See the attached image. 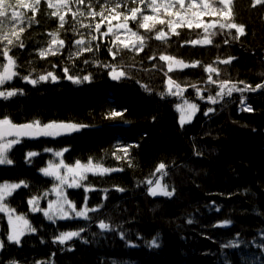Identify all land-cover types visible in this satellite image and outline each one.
Wrapping results in <instances>:
<instances>
[{"label": "trees", "instance_id": "trees-1", "mask_svg": "<svg viewBox=\"0 0 264 264\" xmlns=\"http://www.w3.org/2000/svg\"><path fill=\"white\" fill-rule=\"evenodd\" d=\"M189 2L185 0L183 9L177 4L157 12L156 18L165 23L150 21L145 29L140 26L145 16L141 7L151 0H84L82 4L67 0L66 5L53 3L55 7H48V0L38 5L25 0L27 9L16 0H6V5L26 16L14 29L10 23L0 26V52L8 50L18 73L0 86V91L17 93L0 97V118L14 124L63 122L83 127L53 137H24L9 152L13 164L0 165V183L27 184L14 190L6 204L35 229L24 233L19 245L9 242V218L0 212L4 243L0 264H264V88L234 91L216 103L208 100L217 96L222 81L239 88L264 84V5L232 0L229 18L186 15L193 24L189 28L187 23H175L177 12H189ZM208 3L209 9L201 7L200 12L221 7L218 0ZM132 8L140 9L135 20ZM6 11L10 14L12 7ZM54 12L64 16L63 27ZM126 16L127 28L114 25L125 23ZM197 20L202 21L199 28ZM213 21L215 26L205 32ZM221 23L242 25L244 34L221 29ZM96 24H100L98 32ZM109 26L111 32H107ZM161 30L166 36L157 39ZM133 32L137 35L130 37ZM53 34L55 45H51ZM81 39L84 43L76 45ZM206 39L211 43H190ZM50 45L55 54L41 57L40 52ZM85 47L91 51H83ZM162 55L189 66L169 71L170 62L160 60ZM229 57L234 58L230 63L221 62ZM5 64L7 58L0 55V72ZM103 65H114L125 75L113 80ZM209 66L218 75L207 72ZM64 68L69 70L67 75H90V79L73 83L66 79ZM49 72L57 77L55 81L49 77L32 84L23 79L37 80ZM209 76L216 83L209 82ZM169 77L172 86L183 90L180 95L170 94ZM244 98L252 110L238 112ZM183 99L196 104L198 111L181 127L178 104ZM209 108L214 111L205 115ZM121 110H126L123 115L110 116ZM125 147L128 156L116 159L123 157ZM57 151L67 164L91 161L118 169L89 173L81 186L66 191L77 209L83 205L96 209L88 212L87 219L49 220L28 203L38 197L41 209L46 207L51 195L45 194L55 181L41 170ZM29 152L37 155L28 158ZM160 163L165 164L161 180L173 192L170 197L149 192L147 181L161 177L155 171ZM101 221L110 229H100ZM70 231H79L80 236L63 244L56 240ZM153 240L158 246L152 245Z\"/></svg>", "mask_w": 264, "mask_h": 264}, {"label": "snow or ice", "instance_id": "snow-or-ice-1", "mask_svg": "<svg viewBox=\"0 0 264 264\" xmlns=\"http://www.w3.org/2000/svg\"><path fill=\"white\" fill-rule=\"evenodd\" d=\"M16 2L21 5L24 8H29V4L25 3V0H16ZM62 2L66 5L67 4V0H62ZM79 3H83L84 0H78ZM133 2H137V0H133ZM140 3H143L144 0H139ZM232 0H218L219 5L221 6L219 9L213 7L211 8L210 11H202L199 13H193V16L199 17L203 14H209V15H216V14H220L222 17L224 18H229L230 14H231V8L228 7L231 4ZM40 3V0H34V4L38 5ZM197 3V0H190L189 2V7H195ZM156 4V0H151V4L149 5V7H152L153 5ZM179 5V7L181 9L184 8L185 5V0H174V2H170L168 7H175L176 5ZM264 5V0H254V5ZM162 7L164 5H161ZM201 6L203 10H208L209 9V3L208 0H201ZM6 7H12V11L9 14L6 11ZM48 7H55V5H53V3L51 2V0H48ZM35 7H31V11H33V13H35ZM159 7H153V11L155 12H159ZM165 10L167 11V7L165 8ZM140 11L139 8H132L130 9V13H131V18L133 20L137 19V13ZM81 15H83V13H80ZM91 15L95 16L97 13L95 12H91ZM53 15H59V12H54ZM75 13L73 14V18H75ZM100 15H103V13L101 12ZM176 15H180L179 12L176 13ZM26 16V13H22L20 11H17L15 9L14 6L11 5H6V0H0V26H2L4 23H10L13 27V29L15 28V25L17 24H23L24 23V18ZM7 18V19H4ZM114 18H118V17H114ZM127 19L128 17H125V23L120 24L118 27L119 28H127ZM153 17L152 16H148L145 15L143 16V23L140 25L141 27L148 29L149 25L147 23V21L152 20ZM59 21H60V26L63 27V23H64V16L63 15H59ZM182 21H178L177 24L181 23ZM159 23L164 24L165 21L163 19L159 20ZM169 26L171 27L172 22L169 21ZM215 21H213L212 23L208 24L204 30L205 32L208 31V29L210 27H214L215 26ZM193 26L191 21L187 22V27L191 28ZM202 26V21L197 20L195 23V27L199 28ZM220 28H230V29H237V32L239 35H243L244 34V27L242 25H237L235 23H221L220 24ZM95 30L98 32L100 30V24H96L95 25ZM24 28L20 27L19 28V32H23ZM112 28L111 26H109V28L107 29V32H111ZM172 31L174 32L175 29L172 28ZM107 32L105 33H101V35H107ZM13 35L16 36V39L19 40V35L13 31ZM137 34L135 32L132 33V36H136ZM166 36V33L164 31H160L157 34V39H164ZM53 39L51 41V45H55L57 43V40L55 39V34H53ZM4 39H7L8 44H12V40L8 39L7 36L4 37ZM96 37L92 36V40H95ZM117 40H119V36L116 37ZM138 39L140 41L143 40V37H138ZM228 41L226 40L225 43H227ZM84 41L83 39L81 40H77L75 41L76 45H81L83 44ZM190 43L192 44H196V43H211L210 40H204V41H190ZM63 40L59 41V46L63 47ZM51 45L49 46V48L42 50L40 52V56H46L49 53L55 54V52L53 51V49L51 48ZM125 47H128L129 45L127 43L124 44ZM133 47H135V44L132 45ZM20 47L23 48V43L20 44ZM83 51H91L90 47H85L82 49ZM142 50V48H141ZM109 52L111 53V55L113 56V59H115V55L116 53H113L111 51V47H109ZM0 55L4 56L7 58V64L3 65V71L0 72V86H2L6 81H10L12 80V78L16 75H18L17 72H15L13 69L15 68V61L13 60V58L11 56L8 55V50L5 48L3 52H0ZM153 59H155V57H153ZM160 60L162 61H173L174 58L173 57H169V56H160L159 57ZM234 59L233 57H229L228 60H224L221 61L222 63H230L231 60ZM85 63H88L87 60L84 61ZM178 65H180L181 67H188L189 65H185L183 64V62L177 61L176 62ZM194 66V65H193ZM103 67H106L109 69V74L111 75V78L113 80H119L121 77H123L125 75V73L123 71H117V68L114 65H103ZM172 63L168 64V70L171 71L172 70ZM68 68H64L63 72L65 74L66 79H68L69 81H72L73 83L76 84H80L83 81H88L90 79V75L88 76H83L81 77H76V76H71V75H67L68 73ZM207 72L209 73H216L218 75L217 69L213 68L211 66H209L206 69ZM49 77L55 81L57 79V77L49 72L47 73V75H40L38 76L37 80H31L29 77H24L23 79L32 83V84H36L38 81H45L48 80ZM209 82L211 83H216V81H212L211 76H209ZM228 81H222L219 84L218 87V91H217V96L216 97H212L209 96L208 100L211 101L212 103H216L218 99H222L223 96L227 95V96H231L232 93L235 92H245V91H252L255 92L257 89H262L264 88V84H257L255 88H253L251 85H245V87L243 88H239L237 87L235 84H233L231 87H228ZM243 83V82H241ZM168 85H169V92L172 95H180L181 92L183 90L179 89V86L176 85V88L178 89V91L176 92H172L171 88L172 85H174V81L171 80V78L169 77L168 79ZM195 87V86H193ZM197 93L199 94L200 90L196 89ZM16 90H11V91H0V97H3L4 99H7L9 97H12L14 95H16ZM201 99H203V96H201ZM185 103H187V101H185ZM241 103L243 104V99L241 101ZM192 111L188 114V119L187 121L185 120L184 115H181L180 118V124L181 126L185 123V122H190L191 121V116L195 113L197 109V105L195 104H191L188 106ZM245 110L251 111V106H245ZM126 110H121V111H113L110 113L111 117H117V116H121L123 115V112ZM214 111V109L209 108L204 114L208 115L209 112ZM35 125V127H34ZM81 127H83L82 125H76V124H46L44 125L42 128L39 127V121H35L34 124H23V125H16L13 124L12 121L10 119H8L7 117L0 119V140H3L4 137L6 136H15L17 137V139L14 140H10L7 143H0V165H12L13 161L11 159L8 158V149L15 143L19 142V137L22 135L25 136H32V135H43V136H58L64 133H70L72 131H78ZM46 151H51L50 149L46 150ZM64 151H67V149H64ZM123 151V157L121 156H117L116 159H121V158H126L128 156V149L127 147L122 149ZM37 155V153L35 152H29L26 154V156L28 158H31L33 156ZM55 156L57 157H61L63 155L62 152L57 151L54 153ZM63 166L65 168H67L68 173H75V174H80L81 172H87V171H96V169L99 166H92L91 161H89V163L87 165H81L79 161L76 162L74 167L71 166H67L63 164V160L60 161L59 165H52V163H49V166L45 169H42L41 171L44 173V175L46 176H54L58 181H60V184H66L67 180L65 177H62L59 173V169L60 167ZM165 169V164L164 163H160L158 168L155 170L156 172L161 173V177L163 178L164 175H166V173H163L162 170ZM118 169H100L101 172H110V171H117ZM83 178V177H81ZM147 183L149 185L152 184V180H148ZM27 187V184H25L23 181H21L20 183H3L0 184V212H5L7 209V205L3 204V201L5 199V195H11L12 192L18 188H20L21 186ZM71 186V185H69ZM120 191H123V189H119ZM53 191L57 192L58 197L62 196L63 193L61 191H59V187L57 186V188H54ZM150 195L152 196H157V195H163V196H172L173 192H170L167 190V185L161 186L159 179H157V182L155 184L154 187H151L149 189ZM47 195V193L45 194ZM29 204H35L36 206L32 208V211H43L44 215L47 217V219L49 220H53L54 221V215H58L59 218L61 219H67L69 218V214L68 212H66L64 210V205L68 204L69 205V212L73 213L76 217H83L85 219L88 218L87 213L88 211H95L96 209H88L85 205L84 208H82L80 211H76L75 206L71 204L70 201L67 200L66 197L63 198V200L61 202L58 203V207L55 210V214H49V211L44 210V209H40L39 208V198L38 197H33L32 199H30L28 201ZM53 203L49 201L48 202V209H52L53 208ZM10 212H14V209L12 210H8ZM17 220H23V223L25 226L28 225V222L26 220H24L23 217H16ZM9 223L12 226L11 229V233L7 236V239L9 242H13L17 245L20 244V237L24 234V229H18L16 224L13 223V218L11 215H9ZM189 223H191V221H189ZM225 225L229 223V221H225L224 222ZM99 228L100 229H104V230H109L110 229V225L107 223H104L103 221H101L99 223ZM28 230L34 232L35 229L31 228L30 226H28ZM83 229H81L82 231ZM80 236V232L79 231H70V232H63L60 233L59 236L56 237V240L63 244L65 243V241L71 239L72 237H79ZM152 245L154 246H158L156 245V240H153ZM4 247V243L3 241H0V249H3ZM14 264V262H13Z\"/></svg>", "mask_w": 264, "mask_h": 264}, {"label": "rangeland", "instance_id": "rangeland-1", "mask_svg": "<svg viewBox=\"0 0 264 264\" xmlns=\"http://www.w3.org/2000/svg\"><path fill=\"white\" fill-rule=\"evenodd\" d=\"M60 1H62V0H52V3L60 2ZM156 4H157V3H156ZM169 10H171V9H169ZM122 21H124V20H122ZM118 24H119V22L114 23V25H116L117 27H118ZM123 37H124V36H123ZM130 37H132V34H130ZM126 43H129V42H128V39L126 40ZM175 61H176V60H173V61H167V62L172 63V65H173L174 68L181 67V66L178 65ZM13 70L15 71V68H14ZM179 89H180V88H179ZM171 91H172V92H175V91H178V89H177L176 87L172 86ZM185 101H187V100H182V101H180L179 104H178L179 122H180V118H181V115H182V114L184 115L185 120L187 121V119H188V114L192 111L188 106L191 105V104H194V103L189 102V101H187V103H185ZM195 105H196V104H195ZM197 109H198V107H197ZM197 111H198V110H196L195 113L191 116V121L193 120V118H194V116L196 115ZM0 119H3V118H0ZM186 123H188V122H185L184 124H186ZM13 124H14V123H13ZM25 124H34V122H29V123H25ZM46 124H72V123L49 122V123H45V124H43V123L39 122V127L42 128V127H43L44 125H46ZM184 124H183V125H184ZM16 125H23V124H16ZM183 125H182V126H183ZM34 127H35V125H34ZM64 134H65V133H64ZM40 136H43V135H32V136H25V135H22V136L19 137V141H20L22 138H24V137H40ZM51 137H53V136H51ZM14 139H17V137H15V136H6V137H4L3 140H0V143H7L8 141H10V140H14ZM16 144H17V143L13 144V145L8 149V158H9V152H11L12 148H13L14 145H16ZM61 160H63V155H62L61 157H57V156L53 155L52 158H51V160H50V162L52 163V165L55 166V165H59ZM50 162H49V163H50ZM49 163H47L46 166H45L43 169L47 168V167L49 166ZM88 163H89V162H87V163H80V164H81V165H87ZM63 164H64V165H67V166L74 167L76 163H74V164H67V163H65L64 160H63ZM91 164H92V166H94V167H96V166H99V167L96 169V171L81 172L80 174L68 173L67 168L61 166L60 169H59V173H60V175H61L62 177H65V178H66L67 183L61 185V184H60V181H58L54 176H51V177H53V178H54V181H55V184L53 185L54 187L52 186L53 189H54V188H57V186H58V187H59V191H61V192L63 193V195L60 196V197H58L57 192H56V191H53V189H52L51 191L47 192L48 195H51V198L48 200V202L51 201V202H54V203H53V208H52V209H48V202H47V205H46V207L44 208V210H47V211H49V214H53V215H54V214H55V210H56V208L58 207V203L61 202V201L63 200L64 197H66L67 200L70 201L71 204L75 206L76 203L68 198V195L66 194V191H68V189H70V188H78L79 186H81V183L84 181V179H85V177H86L87 174H89V173H93V174H105L106 172H101L100 169H108L107 167L102 166V165H99V164H96V163H94V162H91ZM81 177H83V178H81ZM157 179H159V182H160L161 186H164V184L162 183L161 178L159 177V178H157ZM157 179L152 181V184H151L150 188L155 186V184H156V182H157ZM3 183H9V184H12V183H16V182H2V183H0V184H3ZM69 185H71V186H69ZM9 196H10V195H5V199H4V201H3V204L7 205V204H6V199H7ZM42 200H43V199H42ZM34 206H35V204L33 205V207H34ZM39 206H40V199H39ZM84 206H85V205H83V206H82L81 208H79V209H77L76 206H75V209H76V211H80L82 208H84ZM86 207H87V206H86ZM39 208L41 209V206H40ZM87 208L90 209L89 207H87ZM7 209H8V210H12L8 205H7ZM8 210H6L5 213L7 214L8 218H9V215L12 216V218H13V223L16 224L17 228H18V229H21V228L24 229V233H26V232H30V231L28 230L29 223H28L27 226H25L24 223H23V220H17V219H16V217H23L24 220H26L25 217H24L22 214H19V213H17V212H10V211H8ZM64 210H65L66 212H68V214H69V218H67V219H70V218H80V217H76L73 213L69 212V205H68V204H65V205H64ZM88 212H89V211H88ZM43 213H44V212H43ZM87 215H88V213H87ZM54 220H62V219L59 218L58 215H54ZM26 221H27V220H26ZM9 225H10V223H9ZM11 229H12V226L10 225V232H11Z\"/></svg>", "mask_w": 264, "mask_h": 264}, {"label": "bare ground", "instance_id": "bare-ground-1", "mask_svg": "<svg viewBox=\"0 0 264 264\" xmlns=\"http://www.w3.org/2000/svg\"><path fill=\"white\" fill-rule=\"evenodd\" d=\"M170 2H174V0H160L157 4H155V5H153L152 7H149V5L150 4H147V5H143L141 8H142V10L144 11V13H145V15H148V16H152L153 17V19L152 20H149V21H147V23H149L150 21H157V20H159V18H156V17H158L157 15H156V13L157 12H155V11H153V7H159V11H161V10H165V8L167 7V10H169L170 8H172V7H168V5H169V3ZM161 5H164L163 7L161 6ZM202 6H201V0H197V3H196V6L195 7H192V8H188L189 9V12H187V14H180L177 18H175V23H177L178 21H182L181 23H179V24H182V23H187L188 21L186 20V15H193V13H198V12H200V10H199V8H201ZM187 21V22H186ZM158 24H159V22H158ZM124 39H126V38H124ZM184 100V99H183ZM182 101V100H181ZM242 101V100H241ZM241 101H240V103L238 104V106H237V110H238V112H241V111H243V110H245V106H250L248 103H247V101H246V99L244 98L243 99V104L241 103ZM251 109H252V107H251ZM248 111V110H247ZM179 113V112H178ZM195 117V116H194ZM194 119V118H193ZM191 122V121H190ZM189 123V122H188ZM184 126V125H183ZM183 126H181V127H183ZM51 191V190H50ZM80 218H82V217H80ZM79 219V218H78ZM82 221V220H81ZM83 222V221H82ZM53 241H54V239H53Z\"/></svg>", "mask_w": 264, "mask_h": 264}]
</instances>
